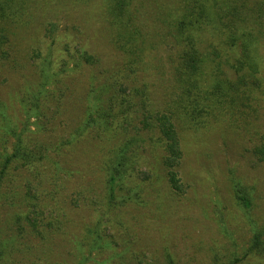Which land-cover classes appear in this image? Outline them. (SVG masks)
<instances>
[{
    "label": "rangeland",
    "instance_id": "1",
    "mask_svg": "<svg viewBox=\"0 0 264 264\" xmlns=\"http://www.w3.org/2000/svg\"><path fill=\"white\" fill-rule=\"evenodd\" d=\"M113 6L0 0V175L20 135L43 154L32 166L13 160L3 178L0 264H170L169 257L173 264H264V256L247 254L255 232L264 231V159L256 154L264 144V0H128L124 15L142 34L126 54L116 44ZM184 16L200 22L187 33L219 78L205 77V95L224 87L216 94L222 101L195 118L181 100H194L196 90L177 70L189 49L179 33ZM245 16L248 62L235 40ZM244 73L252 84L241 89ZM105 91L135 107L119 116L117 104L107 130L82 131L90 100ZM165 114L181 141V192L171 189L163 165L158 118ZM130 142L135 171L118 180L109 169ZM129 190L145 204L121 205Z\"/></svg>",
    "mask_w": 264,
    "mask_h": 264
},
{
    "label": "trees",
    "instance_id": "2",
    "mask_svg": "<svg viewBox=\"0 0 264 264\" xmlns=\"http://www.w3.org/2000/svg\"><path fill=\"white\" fill-rule=\"evenodd\" d=\"M114 6L109 8V13L111 16H113V22L116 27H118V32L116 35L117 38V46L119 49L125 52L132 51L133 46L139 42L141 38L142 31L137 26L136 22L133 20V16L126 17L124 15L125 13V6L128 3V0H113ZM220 3L225 2V0H219ZM240 2L244 3L246 0H230V5L234 4V2ZM244 5V4H243ZM201 8V10H203ZM200 10V11H201ZM237 13L241 15V11L237 9ZM235 17H237L236 14H233ZM122 18H126V20H123ZM192 17H186L182 18V20H185V25L182 26V28H185L183 32L179 31L181 36H186V40L188 42L189 49L188 52H185L186 58H184V54H182L179 58L178 63V71L179 75L181 76V80L190 82V86L196 90V94L194 97V100H188L183 97L181 100V103L186 106L190 110L187 113H190V115L195 118L198 114L199 110H202L204 112L207 108L209 110L212 108L213 105L217 102H221L220 96L216 97V94L221 91H223L224 87L222 85L215 84L213 89L212 95H205L209 91V84L214 82L215 79L219 78L217 74L215 73L214 66L211 65L212 58H210V64H205L203 54L198 53L200 48L198 46L197 40L194 36V34H188L187 32L193 30L197 25L200 24V22L195 18L194 20L191 19ZM238 18H242L241 16H238ZM248 22L245 19H240L235 27V40L240 41V50L242 58H246L247 62L248 59L250 61V58H252V46H251V37L252 32H250L249 27L246 26ZM191 26V27H190ZM178 29V28H177ZM186 33V34H185ZM240 33V34H239ZM229 37V36H228ZM120 50V51H121ZM212 53H209L211 55ZM219 54V58H220ZM187 59V60H186ZM186 61V62H185ZM214 61V60H213ZM209 79L210 83H208V80L205 79V77ZM250 79L247 78V75L245 73L241 75V77L238 80V88H248L251 86L252 82ZM215 83V82H214ZM107 91L99 93L97 96H95L91 102L90 106V115L89 118L85 121L82 131H85L87 129H90L92 127H98L99 129H105L107 130L111 125L112 122L115 121V117L112 115V111L114 107L118 104L121 106L120 112L118 113L119 116L130 114L135 107V104L133 103L132 99L124 100V101H118V97L116 96L117 92L113 93V96L108 98V95L106 94ZM214 96V97H213ZM89 102V103H90ZM2 105L0 104V107ZM35 108H32L34 110ZM0 111H2V108H0ZM30 115V114H29ZM27 126V125H26ZM25 126V127H26ZM158 128L160 129V135L162 138L163 148H164V161L163 165L166 170V176L169 182V185L171 189H173L176 192H181L182 190V184H181V178H179V168L183 161V151L181 146L180 137L178 134V130L174 122H172L170 116L168 114L162 115L160 118H158ZM140 131L136 134L135 137L139 135ZM133 140V138H132ZM136 138H134L133 141H135ZM132 144L131 142L129 144H124L123 149H120L117 155V160L114 161L115 163L112 164V166L109 169V172L111 176L117 178L118 180H125L126 177L130 174V172L135 171L136 162L132 161V158L128 155V149L132 150L131 148ZM134 150V148H133ZM42 150H40V145H34L29 142H25L22 138V136H18L17 143L15 145L14 151L12 154L8 155L2 164L1 167V175H0V190L3 185V178L7 176V171L11 166V163L15 159H20V161L24 162L25 165L32 166L36 162H40L42 159ZM40 155V158L38 156ZM257 156L260 157V159H264V144L259 147L256 150ZM113 156V152H111V158ZM110 181V179H109ZM130 194L123 198L121 205L129 204L130 202L135 203L136 205H144L145 203L141 199V192H132L131 190ZM132 192V193H131ZM241 191H239L240 193ZM112 194V193H111ZM114 194H112L113 196ZM237 198L243 203L244 206L245 203L247 205V208H250V201H247L246 197L244 196H237ZM109 205L112 203L111 198H107ZM97 239V238H95ZM94 245V242H92ZM99 241L95 243L97 245ZM247 254H254L258 256H264V231L255 232L254 237L252 239V243L247 251ZM246 254V255H247ZM3 256V255H2ZM0 256V257H2ZM170 264H173L172 259L169 257ZM241 259L235 258L233 261H231L230 264H240Z\"/></svg>",
    "mask_w": 264,
    "mask_h": 264
}]
</instances>
